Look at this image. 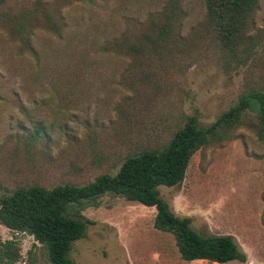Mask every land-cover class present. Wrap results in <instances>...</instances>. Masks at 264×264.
I'll return each mask as SVG.
<instances>
[{
    "label": "rangeland",
    "instance_id": "obj_1",
    "mask_svg": "<svg viewBox=\"0 0 264 264\" xmlns=\"http://www.w3.org/2000/svg\"><path fill=\"white\" fill-rule=\"evenodd\" d=\"M254 92H264V0L234 56L205 25L203 0H6L0 196L115 175L128 155L161 148L188 116L210 124ZM158 191L196 233L234 238L246 262L225 264H264V138L254 110L231 139L192 156L181 184ZM155 214L102 196L84 207L92 224L69 257L75 264H215L181 259L173 236L154 228ZM10 240L19 253L14 264H48L32 236L0 224V243Z\"/></svg>",
    "mask_w": 264,
    "mask_h": 264
},
{
    "label": "trees",
    "instance_id": "obj_2",
    "mask_svg": "<svg viewBox=\"0 0 264 264\" xmlns=\"http://www.w3.org/2000/svg\"><path fill=\"white\" fill-rule=\"evenodd\" d=\"M6 0H0V6ZM205 25L215 43L233 56L244 45L250 19L258 0H203ZM163 41L170 35L169 24L160 28ZM151 53L155 42L149 37ZM137 51L138 48L131 46ZM255 111L257 133L264 138V92L242 95L214 122L204 125L188 116L184 124L159 149H144L128 155L115 175L102 174L83 186L64 184L53 188L40 185L19 187L0 196V224L28 234L44 251L48 264H75L69 257L72 245L84 236L92 222L82 211L87 204L97 205L105 195L155 207L154 228L170 233L181 259L207 260L215 264L246 262L245 254L228 235L202 236L190 226L189 218L175 216L160 198L158 187H174L183 181L192 156L212 143L232 138L246 110ZM36 134L40 135L36 129ZM19 257L13 240L0 243V264H14Z\"/></svg>",
    "mask_w": 264,
    "mask_h": 264
}]
</instances>
